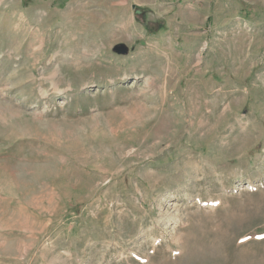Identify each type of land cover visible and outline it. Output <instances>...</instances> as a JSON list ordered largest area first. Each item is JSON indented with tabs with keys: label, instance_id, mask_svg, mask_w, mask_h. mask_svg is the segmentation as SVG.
Returning a JSON list of instances; mask_svg holds the SVG:
<instances>
[{
	"label": "rangeland",
	"instance_id": "rangeland-1",
	"mask_svg": "<svg viewBox=\"0 0 264 264\" xmlns=\"http://www.w3.org/2000/svg\"><path fill=\"white\" fill-rule=\"evenodd\" d=\"M0 264H264V0H0Z\"/></svg>",
	"mask_w": 264,
	"mask_h": 264
},
{
	"label": "trees",
	"instance_id": "trees-1",
	"mask_svg": "<svg viewBox=\"0 0 264 264\" xmlns=\"http://www.w3.org/2000/svg\"><path fill=\"white\" fill-rule=\"evenodd\" d=\"M137 9H139V8H137ZM149 28V27H148Z\"/></svg>",
	"mask_w": 264,
	"mask_h": 264
}]
</instances>
